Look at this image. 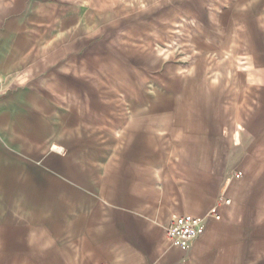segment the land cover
I'll use <instances>...</instances> for the list:
<instances>
[{
	"label": "crops",
	"instance_id": "1",
	"mask_svg": "<svg viewBox=\"0 0 264 264\" xmlns=\"http://www.w3.org/2000/svg\"><path fill=\"white\" fill-rule=\"evenodd\" d=\"M0 264H264V0H0Z\"/></svg>",
	"mask_w": 264,
	"mask_h": 264
},
{
	"label": "rangeland",
	"instance_id": "2",
	"mask_svg": "<svg viewBox=\"0 0 264 264\" xmlns=\"http://www.w3.org/2000/svg\"><path fill=\"white\" fill-rule=\"evenodd\" d=\"M147 17H142V18L145 20ZM151 18H152L151 16L148 17L149 20ZM159 18L160 17H157V22H158ZM169 18H170V16H169ZM152 19H154V21H155L154 16ZM167 19H168V17H167ZM109 34L111 35L112 33H109ZM130 34L129 33H122L123 36L130 35ZM134 34H136V33H134ZM98 46H100V36L96 37L94 35L91 37L89 36L85 39H82V41H80L78 43H74L73 48H72V50L74 52L73 53L74 54V61L80 60L81 59L79 57L80 55H84V54L85 55H88V54L93 55V54H95ZM94 56H96V55H94ZM94 56H92V58H90V61H93V62L81 63L80 61H77V62L73 63V66H72L73 67L72 83H73L74 88L80 87V88L84 89L85 87H88V88L97 87V86L100 87V64L95 62V60L97 58ZM58 68H59V66L57 65V69ZM84 73L89 74V76L91 77V80H89V82L87 84L85 83L84 80H81L78 78V77H81V75H83ZM101 83H103V81H101ZM74 102H76L75 98H74Z\"/></svg>",
	"mask_w": 264,
	"mask_h": 264
},
{
	"label": "built area",
	"instance_id": "3",
	"mask_svg": "<svg viewBox=\"0 0 264 264\" xmlns=\"http://www.w3.org/2000/svg\"><path fill=\"white\" fill-rule=\"evenodd\" d=\"M234 176L239 177V173ZM221 200L226 203L230 201L226 198H221ZM210 215L217 217L215 210H211ZM204 231L205 221L203 218L191 215H177L166 226L165 235L175 246L187 248Z\"/></svg>",
	"mask_w": 264,
	"mask_h": 264
}]
</instances>
